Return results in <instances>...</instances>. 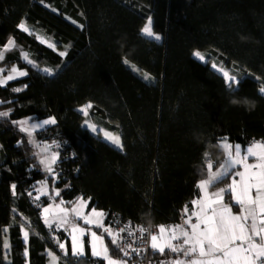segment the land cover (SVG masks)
I'll use <instances>...</instances> for the list:
<instances>
[{
	"label": "trees",
	"instance_id": "obj_1",
	"mask_svg": "<svg viewBox=\"0 0 264 264\" xmlns=\"http://www.w3.org/2000/svg\"><path fill=\"white\" fill-rule=\"evenodd\" d=\"M148 17L160 41L141 35ZM19 23L31 34L19 29ZM36 33L57 49L41 43ZM8 39L16 46L5 50ZM194 50L209 53L231 74L247 69L260 76V81L246 76L235 93L255 101V107L231 105L221 75L210 63L199 62ZM22 51L57 74L48 77L31 69ZM59 51H67V58L59 57ZM0 52L4 71L13 64L29 69L27 77L0 86V101H5L0 111L12 109L9 117L0 118V264H48L49 251L65 264L48 239L40 209L27 195L32 191L35 196L37 182H46L48 174L33 156L34 143L29 145L11 120L57 118L56 125L34 136L40 146L47 142L56 149L53 140L63 144L62 162L55 166L58 179L47 180L49 194L59 187L66 202L81 194L92 197L90 207L108 214L106 225L177 222L185 204L191 210L190 201L198 194L195 181L206 175L208 160L215 168L224 159L220 140L227 137L242 147L264 141V95L258 91L264 85V0H0ZM145 71L154 83L141 79ZM16 87L22 91L12 92ZM89 102L88 120L99 131L119 135L123 151L86 126L80 107ZM12 183L17 184L16 197ZM48 202L47 196L39 201L41 207ZM21 223L30 225L27 258ZM5 235L8 250L2 247ZM57 235L70 256L66 233L58 230ZM86 255L81 264H93L96 258L87 248Z\"/></svg>",
	"mask_w": 264,
	"mask_h": 264
},
{
	"label": "snow or ice",
	"instance_id": "obj_2",
	"mask_svg": "<svg viewBox=\"0 0 264 264\" xmlns=\"http://www.w3.org/2000/svg\"><path fill=\"white\" fill-rule=\"evenodd\" d=\"M40 3L44 4V0H40ZM147 21L140 29L141 35L160 41L162 36L159 33H154L149 26L151 17H148ZM17 27L25 33L31 34L30 29L24 23H19ZM37 39L40 37L38 36ZM41 43H46L50 49H57L54 43H48L46 40H41ZM15 46V41L8 39L3 47L8 50ZM20 55L31 69L38 70L48 77L57 74L53 68H41L36 60L29 57L28 52L22 51ZM58 55L61 58H67L68 52L59 51ZM192 55L201 63L207 64L211 60V56H206L199 50H194ZM220 55L222 56L223 53L221 52ZM4 59V52H0V61ZM123 62L126 65L129 63L127 58ZM233 63L236 62L233 61ZM59 67L60 65H57V68ZM210 67L221 75L226 90L231 93L230 97L237 96L235 93L246 76H255L247 69L242 72L237 70V74H231L215 61L211 62ZM3 71L0 69V73ZM137 71L139 70L137 69ZM28 75L27 67L21 68L13 64L7 75L0 76V86ZM141 79L148 84L155 82V78L146 71L141 74ZM255 79L260 81L261 77L255 76ZM27 87V84L23 85V88ZM21 91V87L12 89V92L15 93ZM258 91L259 94L264 95V85H261ZM6 102L12 103V101ZM2 103L5 101H0V104ZM92 107V103L89 102L82 106L80 111L84 116H88V109ZM11 112V108L0 111V118L9 117ZM10 123L13 126L19 125V132L26 134L28 144L32 145L33 133L56 125L57 118L48 116L36 120L33 117H28L22 120H11ZM87 126L91 131H96L93 125L88 124ZM103 136L115 148L120 151L124 150L119 135H114L111 131H104ZM227 141V137L219 141V145L224 151V159L219 163V166L214 168L212 161L208 160L206 175L201 173V178L195 181L198 194L190 201L191 210L188 204L184 205L180 214L182 223L159 224L156 226L158 231L153 230L151 219L148 220L147 226L138 224L136 227H132L131 221H129L123 227L114 230L111 226L106 225L105 218L108 214L104 210L95 206L90 207L92 197L85 198L81 194L66 202L62 198L59 187H54L49 194L47 183L44 180L38 181L40 187L35 189L36 195L33 202L40 209V218L50 230L51 239L61 252L65 264H68L69 260L75 261L76 264L85 261L87 259L86 248L90 250L91 257L96 258L93 264H99L100 261L103 264H137L138 260L143 259L142 254L147 253L149 249L153 256H157L158 253L159 256L166 257L158 258L156 264H264V141H254L247 146L243 153L240 143L233 146ZM21 143L18 140L17 146H20ZM52 144L56 146L57 150L39 158L38 163L42 166L44 173L48 174L53 181H57L59 174L54 172V166L62 162L60 156L63 144L57 140H53ZM43 151L45 153L49 151L47 142H45ZM37 155V153H33L34 157ZM203 155L207 158L209 154L205 152ZM250 157L254 159V163L248 162ZM73 158H75V152H73ZM218 185L223 186L217 187ZM210 188L216 190L209 191ZM10 190L12 196L16 197L17 184L12 183ZM27 195L33 197V192L28 191ZM42 196H47L49 200L43 207L37 203L41 201ZM57 197H61L59 202H56ZM66 203L70 207H66ZM237 206L238 212H234L233 209ZM151 208V203H148L149 215ZM29 228L30 225L26 227L24 223L19 226V232L25 245L23 251L26 258L29 256L27 247L30 242ZM93 228L97 230H93ZM61 229L70 238V256L66 243L56 234V230ZM3 232L7 234L8 227H5ZM136 232L139 233L138 236H136ZM105 233L110 239L111 254L110 246L105 243ZM124 234L133 238L132 243L128 242ZM181 240L182 243H173V241ZM2 247L4 250L10 248L7 235L3 238ZM120 253L122 256L119 255ZM181 253L184 258L180 257ZM170 254H176V258L172 259ZM48 256L50 257L49 264H57L61 258L52 251L48 252Z\"/></svg>",
	"mask_w": 264,
	"mask_h": 264
},
{
	"label": "rangeland",
	"instance_id": "obj_3",
	"mask_svg": "<svg viewBox=\"0 0 264 264\" xmlns=\"http://www.w3.org/2000/svg\"><path fill=\"white\" fill-rule=\"evenodd\" d=\"M150 27H151V25H149ZM30 32H31V30H30ZM40 37V39H38L40 42H41V40H46L48 43H51L47 38H45L44 36H42L41 34H39V33H36V37ZM44 45H47L46 43H43ZM202 54H204V55H206V56H211L209 53H207V52H201ZM212 61H215L214 59H212V60H209V62L208 63H210L211 64V62ZM25 62V61H24ZM205 64V63H204ZM219 65V64H218ZM17 66V65H16ZM221 66V65H220ZM18 67V66H17ZM222 67V66H221ZM43 68V67H42ZM0 69H2V68H0ZM11 70V68L10 69H8L7 71H3L2 73H0V76H3V75H7L8 74V72ZM21 78H23V77H21ZM21 78H18V79H21ZM17 80V79H16ZM14 81V80H13ZM9 82H11V81H9ZM8 82V83H9ZM5 86V85H4ZM86 105V104H85ZM81 108V107H80ZM88 112H90V109H88ZM89 116V115H88ZM88 116H86L87 117V119H86V126L88 125V124H91V125H93L94 127H95V129H96V131L95 132H97V131H99V129L90 121V120H88L89 119V117ZM18 128H19V125H16ZM88 127V126H87ZM38 131H41V130H38ZM37 131V132H38ZM105 130H100L99 132H100V134H101V137L102 138H104V136H103V132H104ZM35 134H36V132H34L33 133V136H32V140H33V143H34V145H35V147H36V150H35V153H37L38 155H37V158H38V160H39V158H41V157H43V156H45V155H50V153L52 152V151H56L57 149H53L52 147H51V145H49V144H47L48 146H49V151L47 152V153H45L44 151H43V149H44V147H45V143L42 145V146H40L39 145V143L38 142H36L35 141V139H34V136H35ZM114 134V133H113ZM114 135H116V134H114ZM27 136V135H26ZM28 137V136H27ZM39 145V146H38ZM235 144H233V146H234ZM234 150V149H233ZM244 150H246V148L245 147H242V153H243V151ZM249 163H252L250 160L248 161ZM56 166V165H55ZM55 166H54V172H55ZM242 170V169H241ZM49 175L47 176V178H46V183L48 184V179H49ZM237 179H238V177H237ZM218 187H221V186H218ZM216 190V189H215ZM215 190H213V191H215ZM210 191V190H209ZM56 202H58V201H56ZM65 206L66 207H70V206H68L67 204H65ZM233 211L234 212H238V210H236V208H234L233 209ZM249 224L251 223V221L249 220V222H248ZM81 224H82V221H81ZM93 230H97V229H95V228H93ZM98 234H99V232H98ZM105 243L107 244V240L105 239ZM173 243H182V240L181 241H173ZM167 250V249H166ZM57 256H60L59 254H56ZM173 255V259H175L176 258V254H172ZM180 257L181 258H184L183 257V254L181 253L180 254Z\"/></svg>",
	"mask_w": 264,
	"mask_h": 264
},
{
	"label": "built area",
	"instance_id": "obj_4",
	"mask_svg": "<svg viewBox=\"0 0 264 264\" xmlns=\"http://www.w3.org/2000/svg\"><path fill=\"white\" fill-rule=\"evenodd\" d=\"M208 159H209V157H208ZM33 198H34V196L31 197V201L32 202H33ZM37 203H39V202H37ZM33 204L35 205L34 202H33ZM129 221H131L132 227H136V225H138V224H142L144 226H147V223H139V222H134L132 220H124V221H120L118 223H110L108 226H111L115 230V229H117L119 227H123ZM193 222H194V218H193ZM177 223H182L181 215L179 216V219H178L177 222L169 223L167 225H173V224H177ZM152 224H153V230L154 231H158V229L156 228V226L159 225V224H154V223H152ZM57 231L58 230H56V234H57ZM49 232H50V230L48 229V231H47L48 239L50 240V242H52L54 244L55 250H57L58 252H60L59 249H58V247H57V245L55 244V242L51 239V236H50ZM124 235L126 236V234H124ZM138 235H139V233L136 232V236H138ZM126 239L128 240L129 243H132V241H133V238L132 237H127L126 236ZM137 244H138V242H137ZM134 246H137V245H134ZM142 255H143V259L142 260H138L137 264H150V262H152V264H156V262L158 260V258L157 259H152L151 258V250L150 249H149V251L147 253H144ZM121 256H122V253H121ZM164 258H166V257H159V259H164Z\"/></svg>",
	"mask_w": 264,
	"mask_h": 264
},
{
	"label": "clouds",
	"instance_id": "obj_5",
	"mask_svg": "<svg viewBox=\"0 0 264 264\" xmlns=\"http://www.w3.org/2000/svg\"><path fill=\"white\" fill-rule=\"evenodd\" d=\"M241 39H245V38H241ZM229 103L231 105L244 107L246 109H252L255 106V101L240 96L229 97Z\"/></svg>",
	"mask_w": 264,
	"mask_h": 264
},
{
	"label": "crops",
	"instance_id": "obj_6",
	"mask_svg": "<svg viewBox=\"0 0 264 264\" xmlns=\"http://www.w3.org/2000/svg\"><path fill=\"white\" fill-rule=\"evenodd\" d=\"M245 148H247V146L245 147ZM249 160L252 162V163H254L255 161H254V159L253 158H249ZM229 183H230V180L228 181ZM38 187H40V185H39V183L38 184H36V186H35V188H34V192H35V189L36 188H38ZM49 190V189H48ZM210 191H213L211 188L209 189ZM215 190V189H214ZM35 194H36V192H35ZM44 196H42L41 198H43ZM236 210H238V208L236 209ZM62 230V229H61ZM67 235V234H66ZM68 237V236H67ZM69 238V237H68ZM69 240H70V238H69ZM49 262H50V257H49V260H48V264H49ZM57 264H59V261L57 262Z\"/></svg>",
	"mask_w": 264,
	"mask_h": 264
}]
</instances>
